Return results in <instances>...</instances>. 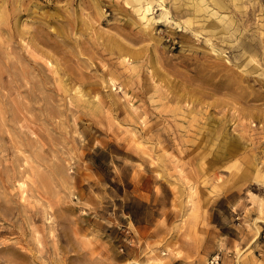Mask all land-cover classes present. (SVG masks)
<instances>
[{"label": "rangeland", "instance_id": "374dc122", "mask_svg": "<svg viewBox=\"0 0 264 264\" xmlns=\"http://www.w3.org/2000/svg\"><path fill=\"white\" fill-rule=\"evenodd\" d=\"M0 264H264V0H0Z\"/></svg>", "mask_w": 264, "mask_h": 264}, {"label": "built area", "instance_id": "2783aa9c", "mask_svg": "<svg viewBox=\"0 0 264 264\" xmlns=\"http://www.w3.org/2000/svg\"><path fill=\"white\" fill-rule=\"evenodd\" d=\"M218 261H219V258H213V259L211 260L212 263H214V262H218Z\"/></svg>", "mask_w": 264, "mask_h": 264}]
</instances>
